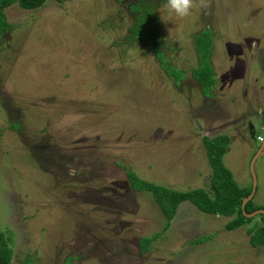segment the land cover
<instances>
[{
    "label": "rangeland",
    "instance_id": "obj_1",
    "mask_svg": "<svg viewBox=\"0 0 264 264\" xmlns=\"http://www.w3.org/2000/svg\"><path fill=\"white\" fill-rule=\"evenodd\" d=\"M147 1L152 9L138 0L4 9L0 232L10 264H264V245L248 241L252 222L225 230L229 217L188 201L162 232L157 203L125 173L175 190L207 188L202 136L225 134L223 165L239 186L252 185L251 158L263 144L255 135L264 137V0H192L182 18L164 13V0ZM135 4L143 19L151 10L156 18L145 38L129 41ZM206 28L208 94L190 74L193 35ZM157 51L181 78L167 74ZM253 171V202L264 208V147ZM159 231L141 250L139 239Z\"/></svg>",
    "mask_w": 264,
    "mask_h": 264
},
{
    "label": "trees",
    "instance_id": "obj_2",
    "mask_svg": "<svg viewBox=\"0 0 264 264\" xmlns=\"http://www.w3.org/2000/svg\"><path fill=\"white\" fill-rule=\"evenodd\" d=\"M56 2H63L64 0H55ZM46 0H0V36L4 31H7L10 24L6 20L4 9L12 4H16L22 9L33 10L41 7L45 4ZM151 4L147 0H138L136 4ZM132 5L131 9L135 11V16L130 26V33L126 36L127 40L134 41L143 39L151 30L148 22L150 23L156 17L154 12H149V17L143 19L145 12L143 7L139 5ZM154 6V5H153ZM155 10V8H154ZM158 41V38H155ZM194 50L197 57V65L192 67L190 74L200 83L201 90L204 94H208L213 88V68L209 61V55L212 50L211 45L213 39L209 31L206 29L200 30L197 34L193 35ZM157 57L161 60V64L166 69L167 74L174 78L176 81L183 76V71L178 70L171 66L170 73L168 70L164 58L163 52L157 51ZM264 118V115L263 117ZM17 126L15 123L13 128ZM229 137L225 134H219L212 137L202 136V145L205 151L207 162L212 170L211 176L208 177L207 188L197 187L188 190H175L166 186L156 185L150 181L139 178L132 170L126 169V178L130 187L135 191H146L151 194L154 201L164 218V224L162 232L167 228L169 222L172 220L176 213L177 206L183 202L188 201L200 212L209 214L229 217L224 224L225 230H232L240 227L246 223L250 226L247 228L249 235L248 241L252 246L264 245V217L262 214H258L259 221H252L254 217H247L245 214L250 213L257 209H264L259 204L253 202V197L249 199L243 209L241 208V202L246 197L250 190L249 186H239L233 179L230 171L223 165L221 157L227 151ZM256 218V219H257ZM161 231L155 232L151 236L141 237L139 239V245L141 250H147L150 247L151 241L156 240ZM4 233L0 232V264H10L11 250L7 246L8 237L3 236ZM195 240V241H194ZM202 241L201 237H196L193 242ZM19 264H31L30 260H22Z\"/></svg>",
    "mask_w": 264,
    "mask_h": 264
},
{
    "label": "clouds",
    "instance_id": "obj_3",
    "mask_svg": "<svg viewBox=\"0 0 264 264\" xmlns=\"http://www.w3.org/2000/svg\"><path fill=\"white\" fill-rule=\"evenodd\" d=\"M191 7H192V0H164V3L161 5L162 11L166 13L169 17L175 15L176 17H180V18L189 15ZM263 131H264V125L260 126L259 128V132H263ZM257 135H261V134H256L255 139ZM258 142H264V137L262 141H258Z\"/></svg>",
    "mask_w": 264,
    "mask_h": 264
},
{
    "label": "water",
    "instance_id": "obj_4",
    "mask_svg": "<svg viewBox=\"0 0 264 264\" xmlns=\"http://www.w3.org/2000/svg\"><path fill=\"white\" fill-rule=\"evenodd\" d=\"M198 128H199V126H198ZM199 130H200V128H199ZM249 130H250V137L252 138L254 136V132L252 130V125H249ZM263 146H264V142L261 145V148L255 153L254 157L251 158V162H250L249 168H250V173H251V176H252V179H253V183L251 185V190H250L249 194L242 199V202H241V208L242 209L244 207V204L249 199H251L252 196L254 195V191H255V178H254V171H253V163H254L255 158L257 157V155L261 152V149L263 148ZM258 214H262V216L264 217V209H257V210H254V211L250 212V213H246L245 215L247 217H252V216H255V215H258Z\"/></svg>",
    "mask_w": 264,
    "mask_h": 264
},
{
    "label": "flooded vegetation",
    "instance_id": "obj_5",
    "mask_svg": "<svg viewBox=\"0 0 264 264\" xmlns=\"http://www.w3.org/2000/svg\"><path fill=\"white\" fill-rule=\"evenodd\" d=\"M259 114H261V113H259ZM250 117H253V115H249ZM249 116H247V115H245V118L244 119H246V122H250V117Z\"/></svg>",
    "mask_w": 264,
    "mask_h": 264
},
{
    "label": "built area",
    "instance_id": "obj_6",
    "mask_svg": "<svg viewBox=\"0 0 264 264\" xmlns=\"http://www.w3.org/2000/svg\"><path fill=\"white\" fill-rule=\"evenodd\" d=\"M256 139H257V141H262L263 140V137L261 135H257L256 136Z\"/></svg>",
    "mask_w": 264,
    "mask_h": 264
}]
</instances>
